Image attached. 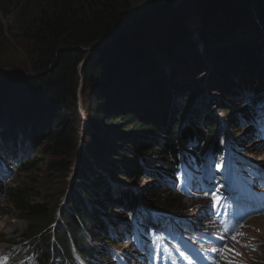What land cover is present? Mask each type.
Wrapping results in <instances>:
<instances>
[{
  "label": "trees",
  "instance_id": "obj_1",
  "mask_svg": "<svg viewBox=\"0 0 264 264\" xmlns=\"http://www.w3.org/2000/svg\"><path fill=\"white\" fill-rule=\"evenodd\" d=\"M175 1L0 0V41L8 39L25 44L26 52L32 57L33 72L37 74L30 80V88L41 106L57 108V111L49 110V118L54 119L52 131L49 132L50 125L45 130L41 125L39 131L51 144L48 152L41 151L40 155L59 159L60 164H54V169L70 168L67 158L72 152L75 131L65 118L71 109L67 101L76 103L77 90L84 92L86 85L91 93L85 112L93 115L97 123L86 125L83 136L92 139V148L97 153L96 167L106 166L105 155L111 154L113 166L107 167L114 169L118 181L130 173L135 177L142 171L154 172V164L140 166L142 156L158 151L161 156L166 155L162 140L172 147L178 134L183 139L191 132L188 128L180 130L185 120L190 122L191 130L197 131L193 133L199 135L202 147L212 142L208 135L215 133V118L210 114L189 118L193 112L188 111L199 103L193 99L196 94L186 97L187 105L180 111L179 119L173 118L174 100L167 80L173 74L169 66H166L167 77L161 74L162 62L175 63L181 57L180 52L192 49L193 55H198L202 47L208 51L205 57L213 70L211 86L221 95L218 103L237 101L238 93L244 89L264 92V0H188L174 6ZM195 38L200 46L193 42ZM108 40V44L93 49L91 55L88 53L78 71L83 50H92ZM205 102L202 104L208 106ZM1 112L4 111L0 109V118ZM232 115L230 120L234 119ZM8 118L6 115L4 121ZM198 120L205 124L202 131L196 123ZM120 125L133 138L127 144L107 146L96 136L97 132H103V127ZM206 130L209 132L204 133ZM138 133L153 139L147 153L141 151L142 140L135 138ZM22 137L26 136L7 137V141L16 144ZM34 169L33 161L26 159L20 173L23 177ZM99 175L97 168L87 164L76 170L73 182L78 195L59 223L46 203L32 197L29 184L26 186L22 181L10 190L13 194L9 202L25 222L27 238L41 240L42 246L37 249L39 264H51L54 257L60 259L58 256L69 258L71 243L86 264H111L109 254L102 255L92 249L100 241L114 246L106 236L108 228L102 222L103 216L96 212L108 211L105 209L108 203L112 204L110 211L119 209V201L112 199L111 191L99 189ZM149 175L157 180L155 173ZM30 179L26 178L25 182ZM162 202L167 207L170 204ZM14 243V240L9 242Z\"/></svg>",
  "mask_w": 264,
  "mask_h": 264
},
{
  "label": "rangeland",
  "instance_id": "obj_2",
  "mask_svg": "<svg viewBox=\"0 0 264 264\" xmlns=\"http://www.w3.org/2000/svg\"><path fill=\"white\" fill-rule=\"evenodd\" d=\"M184 3H187V0H184ZM184 5H182V7H184ZM168 19L169 18H167L166 21ZM193 28L194 27L191 28L190 32H193ZM193 42L195 45H199L197 38L193 39ZM199 49L201 50H199L200 52H198V55H193V49L189 52L188 50L182 51L180 52L181 57L178 61H175V63L166 64L165 62H162L161 65H159L161 74L165 77L168 75L166 66H169V70H172L171 74L173 75L172 77L169 76L167 80L174 100L173 118L179 119L180 111L187 105L186 97L189 96L190 93H193L196 94L193 99L199 103H196L190 108L188 113L190 114L195 111L198 113V116L210 114L215 118L214 120L216 123L221 120L222 124L226 126V123L229 124L230 121L228 117L231 114L229 113L233 108L237 107V103L233 101H226V105L218 103V97L221 95L211 86V74L213 70L207 63L208 61L205 57V53L208 51L202 47ZM83 53V57L77 65L78 71L82 69L88 53L91 55L93 50H87ZM31 58L32 57L29 53L26 52L25 44L21 41L12 42L8 39H5L3 42L0 41V109L5 112H1L0 127L2 129L0 130V141L3 138L7 139V137L11 136L23 135L28 137L31 141L28 145L24 146V150L27 151L26 157L33 161L35 167L29 175H23V177L20 176V178H17L16 176L9 186H12L13 182L16 180H18V183L23 181L26 186L29 184L28 187L31 189L32 197L37 201L46 203L48 207H50L52 210L51 215L56 218L57 223H59L58 220L62 217L65 211H67L69 204L72 203L78 195L76 194L77 190L73 182V177L76 170L81 168L84 164L97 168L98 173L100 174L98 178L100 183L99 189L101 190L105 189L108 192L112 191L114 193L134 192L139 194L144 202L151 206L158 205L162 207V201L166 202L173 200L174 203L176 202L180 207H184V213L187 214H193V212H191L192 208L195 209L201 207L200 202L195 206V203L191 204L190 202L185 203L180 201L179 196L176 195L171 188L165 185H160L159 178L154 180L150 177L151 175H149V173L153 172L142 171L135 177L132 176L133 173H130L118 181V178L114 175L117 174L114 169L107 167L112 165L111 154L108 152L105 155L106 166L99 168L96 167L97 165L94 163V158L97 153L92 148V139L89 137L88 139H85L83 136V131L85 130L86 125L97 123V121H94L93 115L85 112V108L88 109V98L91 93L88 85L83 88L84 92L79 93V90H77L76 103L71 100L67 101V104L71 109L69 113H65V118L72 123L75 131L72 152L67 158V163L70 165V168L65 169L61 167L54 169V164H60L59 159L47 154L44 156L40 155L41 151L48 152V148L51 144L44 139L43 135L39 134V131L41 125H43V130L47 129L48 125H50L49 132L52 131L54 119L53 117L49 118V110L53 112L57 111V108L54 105V107L51 105V108L41 106L39 98L35 96L30 88V86H32L29 84L30 80L37 75L33 72ZM113 67H117V65L114 64ZM205 101L208 102V106L203 105L206 103ZM135 104H137V106L139 105L137 97H135ZM24 113L29 114V117L24 116ZM6 115L7 118H9L7 121H4ZM44 115H46L45 118ZM101 122L102 121H100V123ZM24 124L26 125L25 129L23 127ZM237 126L238 125L232 126V130L235 132L233 136L235 137L240 134L244 141H246L245 134L235 131ZM243 129L244 127L242 126L239 130ZM102 131L103 132H97L96 136L99 140H104L107 146L113 145L114 147L115 145H119V143L127 144L133 139L130 137L131 134H128V132L125 131L124 125L117 126L116 128L103 127ZM140 135L143 134L138 133L135 138L142 140L144 147L141 148V151L142 153H147L153 139H146ZM104 136H107L108 139H102ZM244 149L247 154H251L247 155L248 157L251 158L253 155L254 162L264 163V159H261L264 154L260 152V149L257 146H252V148L245 146ZM34 154L36 156H34ZM160 155L161 154L158 151L157 153H147L145 156H142L143 162L141 167H145L146 163H149V166H153V162H155L157 158L158 161H156V163L159 165L157 166V172L161 175L163 170H165L164 165L167 162L160 163V161H162ZM136 160H138V158ZM162 175L166 176L165 173ZM23 178L25 179L23 180ZM26 178L31 179L29 182H25ZM3 189V194L0 197V251L10 248L9 242L12 240L16 243H20L23 247H28L30 249L42 246L39 238H27V235L24 233L26 228L25 222L14 209L12 204L8 202V198L13 192H9L6 188ZM111 207L112 204L108 203L107 206H105V209L108 211L103 213L97 211L96 214L99 217L103 216L104 220L109 221L113 216L120 217L117 210H109ZM260 220L262 219H257L255 221L257 222ZM253 223L254 221L251 224L255 229L252 230L251 237L253 239L252 242L256 243L258 250L252 251V255H250L249 259L252 264H264V224L261 221L258 222V224ZM53 230L56 232L54 228ZM116 248L123 250V252L127 254L131 253V249L126 241ZM92 249L96 253L102 255H106L111 251V248H109L108 244L104 241L96 243L92 246ZM59 253L64 254V251H60ZM112 263H115L114 260H112ZM128 263L132 264L133 262L130 260Z\"/></svg>",
  "mask_w": 264,
  "mask_h": 264
},
{
  "label": "snow or ice",
  "instance_id": "obj_3",
  "mask_svg": "<svg viewBox=\"0 0 264 264\" xmlns=\"http://www.w3.org/2000/svg\"><path fill=\"white\" fill-rule=\"evenodd\" d=\"M212 199H213V202L218 204L219 201H220V197H218L217 195L213 194L212 196ZM240 235H243V233H238L236 235H233L231 237V239L234 241V242H237L239 243V240H238V236ZM244 247H248L249 245H243ZM214 251H217L218 254H223V253H232V254H235V255H239V253H235V250L232 249V248H229L227 245H225L224 247H222L221 249L217 250V249H213ZM226 264H236V262L234 260H231V259H226Z\"/></svg>",
  "mask_w": 264,
  "mask_h": 264
},
{
  "label": "water",
  "instance_id": "obj_4",
  "mask_svg": "<svg viewBox=\"0 0 264 264\" xmlns=\"http://www.w3.org/2000/svg\"><path fill=\"white\" fill-rule=\"evenodd\" d=\"M186 1V0H185ZM188 1V0H187ZM184 2V0H177V1H175V5L174 6H177L179 3H183ZM119 34V33H118ZM118 34H116V35H118ZM109 40H112V39H109ZM109 40L108 41H105V42H103V43H101V44H98L97 46H95L94 48L92 47V50L93 49H98V48H100L101 46H103V45H106V44H108L109 43ZM89 50H91V49H89ZM83 52H85V50H83Z\"/></svg>",
  "mask_w": 264,
  "mask_h": 264
},
{
  "label": "bare ground",
  "instance_id": "obj_5",
  "mask_svg": "<svg viewBox=\"0 0 264 264\" xmlns=\"http://www.w3.org/2000/svg\"><path fill=\"white\" fill-rule=\"evenodd\" d=\"M218 145H219V147L221 146L220 143H219ZM247 146H248V145H247ZM216 147H218V146H216ZM263 154H264V152H263ZM263 158H264V155H263ZM255 220H257V219H254V220L250 221V224H251L253 221H255Z\"/></svg>",
  "mask_w": 264,
  "mask_h": 264
}]
</instances>
